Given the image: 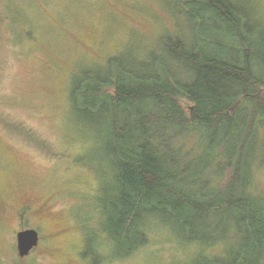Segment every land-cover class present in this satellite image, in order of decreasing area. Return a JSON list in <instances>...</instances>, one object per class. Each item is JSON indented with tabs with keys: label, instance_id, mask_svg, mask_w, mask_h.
Here are the masks:
<instances>
[{
	"label": "trees",
	"instance_id": "obj_1",
	"mask_svg": "<svg viewBox=\"0 0 264 264\" xmlns=\"http://www.w3.org/2000/svg\"><path fill=\"white\" fill-rule=\"evenodd\" d=\"M167 3L182 21L177 34L148 56L132 51L106 72L85 73L71 93L83 128L106 150L101 230L117 257L147 248L152 226H166L179 244L200 245L203 263L222 253L205 246L240 236L243 250L225 264H264V195L255 187L264 21L242 0Z\"/></svg>",
	"mask_w": 264,
	"mask_h": 264
},
{
	"label": "rangeland",
	"instance_id": "obj_2",
	"mask_svg": "<svg viewBox=\"0 0 264 264\" xmlns=\"http://www.w3.org/2000/svg\"><path fill=\"white\" fill-rule=\"evenodd\" d=\"M168 1L0 0V264H214L166 226H152L147 248L116 256L98 208L106 150L71 98L85 73L106 72L132 51L148 56L177 34L182 21ZM242 1L264 21V0ZM261 168L255 187L264 195ZM29 229L41 242L21 257L17 234ZM239 239L203 251L221 249L215 261L225 264L243 250Z\"/></svg>",
	"mask_w": 264,
	"mask_h": 264
},
{
	"label": "water",
	"instance_id": "obj_3",
	"mask_svg": "<svg viewBox=\"0 0 264 264\" xmlns=\"http://www.w3.org/2000/svg\"><path fill=\"white\" fill-rule=\"evenodd\" d=\"M38 233L35 230H23L17 234V248L21 257L26 256L38 244Z\"/></svg>",
	"mask_w": 264,
	"mask_h": 264
},
{
	"label": "flooded vegetation",
	"instance_id": "obj_4",
	"mask_svg": "<svg viewBox=\"0 0 264 264\" xmlns=\"http://www.w3.org/2000/svg\"><path fill=\"white\" fill-rule=\"evenodd\" d=\"M25 208H26V209H29L30 207H25ZM25 208H24V209H25ZM36 232H37V231H36ZM37 233H38V232H37ZM38 238H39V239H38V244H37V246H39V245H40V242H41V235H40V233H38ZM35 248H36V247H35ZM32 250H33V249H32ZM32 250H31V251H32ZM31 251H30V252H31ZM30 252H29V253H30ZM29 253H28L27 255H29ZM27 255H26V256H27Z\"/></svg>",
	"mask_w": 264,
	"mask_h": 264
}]
</instances>
